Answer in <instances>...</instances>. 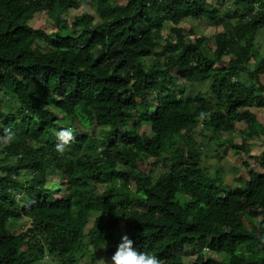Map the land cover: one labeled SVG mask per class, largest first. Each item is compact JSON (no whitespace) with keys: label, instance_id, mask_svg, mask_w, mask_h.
I'll return each mask as SVG.
<instances>
[{"label":"trees","instance_id":"16d2710c","mask_svg":"<svg viewBox=\"0 0 264 264\" xmlns=\"http://www.w3.org/2000/svg\"><path fill=\"white\" fill-rule=\"evenodd\" d=\"M89 1L92 14L66 18L81 0H0V134H15L0 152V264H96L124 234L162 264H264V153H247L264 135V0H234L212 40L183 27L219 24L211 0ZM38 14L56 31L33 29ZM180 83L210 88L187 97ZM205 129L258 171L236 185L210 175Z\"/></svg>","mask_w":264,"mask_h":264},{"label":"rangeland","instance_id":"374dc122","mask_svg":"<svg viewBox=\"0 0 264 264\" xmlns=\"http://www.w3.org/2000/svg\"><path fill=\"white\" fill-rule=\"evenodd\" d=\"M114 2H118L119 4H125V0H113ZM211 3L213 5H216L217 8L222 10L221 14V21L219 24H212L208 20H202V21H187L183 27L186 28L185 31H190L192 28L196 34H203L207 38H210L212 40V36L218 33H222L226 31V24L225 22L230 20L231 18V12L236 10L238 7L234 6V0H224V1H218V0H211ZM80 5L82 6L80 10L69 13L66 18H71L75 14H82V13H90L92 14L90 1L87 0H81ZM77 12V13H76ZM42 16L40 17V14L35 15L33 20L31 21V25L33 28L37 29H46L47 32H55V26L53 24L44 22ZM73 18V17H72ZM40 19V20H39ZM39 20V21H38ZM168 33V29L164 31V34ZM192 39L193 37H188V39ZM212 44V43H211ZM256 46L258 48V52L261 56L264 54V28L259 30L256 36ZM258 56V54H257ZM242 76H240V79ZM235 82V81H234ZM262 83L264 84V78H262ZM209 83L204 84H185L183 85L180 83L178 90L184 91L187 97H194L199 92L202 93H208L209 92ZM4 105V104H3ZM7 112V110L5 109ZM254 112L258 113V121L264 125V109L260 108H254ZM92 133L91 134H97L98 139H101V129L96 128L94 125L91 126ZM141 134L146 133L150 134V129L148 127H144L141 130ZM211 130L205 129L204 130V137L202 138H196L198 139V142L204 147L203 151L205 153L204 155V167L209 172L210 175H223L225 178L224 182L228 185H236L239 181H241V178L243 176L247 177L250 170L258 171V168L255 166L254 163H252L250 160L247 161V157L242 155H237L234 153L233 150L229 149L227 152H225L226 148L225 146L220 147L219 145H223L225 143V138L227 136L224 135L220 139H217L216 137L211 136ZM234 138L232 141V144L235 145H241V135L239 134V128L234 133H231ZM90 135V133H89ZM211 139V142H209ZM247 153L248 154H261L264 153V135H261L259 137H255L247 142ZM2 151V146H0V152ZM262 153V154H263ZM168 156V155H167ZM0 158L1 155H0ZM245 162H247L250 165V168L245 167ZM147 165H149V168L153 170L154 176L157 178L158 173L163 170V166L160 163H155L153 160H149V162H146ZM152 164V166H150ZM154 164V165H153ZM141 166H145L141 165ZM140 166V167H141ZM122 169V165H118L117 169ZM147 169V168H146ZM250 169V170H249ZM130 190L135 191L136 185L134 181L130 182ZM60 189H63L64 186H60ZM100 190L102 192L105 191V185H101ZM30 221L27 219H22L20 221H11L9 223V230L11 233L16 232L19 234L20 232H23L25 229L30 227ZM194 252L193 249H187L185 256V260L188 259ZM100 258H107L110 260L111 255L105 250L103 253L99 254ZM191 258V257H190ZM194 260V257L193 259ZM85 264V263H80Z\"/></svg>","mask_w":264,"mask_h":264},{"label":"clouds","instance_id":"9594fccd","mask_svg":"<svg viewBox=\"0 0 264 264\" xmlns=\"http://www.w3.org/2000/svg\"><path fill=\"white\" fill-rule=\"evenodd\" d=\"M75 15L79 16L81 14ZM72 17L74 18V16ZM31 23L32 22H30V26L32 27ZM234 81V83H236V80ZM14 136L15 134L11 131V129H4L3 133L0 134V146H8L10 143H12ZM55 136L57 139L55 149L58 153L63 154L66 146H68L74 139L73 130L70 127L62 128L61 130L55 133ZM0 161L4 164H6L7 162L6 160ZM45 260H47V256H45ZM96 264H162V262L160 258H158L152 252L137 250L134 247L133 239H131L129 235L124 234L121 236L120 242L116 245V250L110 257V260L107 258H99L97 259Z\"/></svg>","mask_w":264,"mask_h":264}]
</instances>
